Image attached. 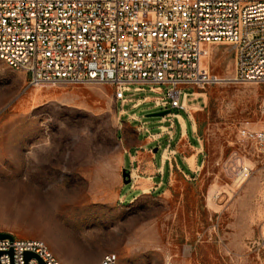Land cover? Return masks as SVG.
<instances>
[{
    "label": "rangeland",
    "instance_id": "rangeland-1",
    "mask_svg": "<svg viewBox=\"0 0 264 264\" xmlns=\"http://www.w3.org/2000/svg\"><path fill=\"white\" fill-rule=\"evenodd\" d=\"M234 65L232 49L207 48L203 67L213 76L232 78ZM27 83L0 61V233L42 240L63 264H99L107 254L118 264H264V157L238 142L241 127L264 128V84L195 90L189 111L203 169L175 171L164 192L140 195L133 177L124 184V169L132 172L129 162L123 168L121 138L133 114L139 120L130 126L148 130L139 141L160 132L161 118L147 116L163 110L154 103L161 96L127 95L150 100L135 110L128 104L121 117L108 85ZM175 124L172 146L180 138ZM188 132L191 141L180 146L195 145L190 124ZM235 153L252 170L242 185L222 167Z\"/></svg>",
    "mask_w": 264,
    "mask_h": 264
},
{
    "label": "built area",
    "instance_id": "built-area-1",
    "mask_svg": "<svg viewBox=\"0 0 264 264\" xmlns=\"http://www.w3.org/2000/svg\"><path fill=\"white\" fill-rule=\"evenodd\" d=\"M209 46L234 51L229 81L203 67ZM0 61L33 89L108 85L122 107L130 94L159 95L155 107L171 111L165 121L188 110L195 90L264 84V0H0ZM172 130H161L170 155ZM238 142L264 157V128L241 127ZM245 158L222 166L238 185L251 176ZM10 236L0 240V264H63L44 241ZM118 263L107 254L99 264Z\"/></svg>",
    "mask_w": 264,
    "mask_h": 264
},
{
    "label": "crops",
    "instance_id": "crops-1",
    "mask_svg": "<svg viewBox=\"0 0 264 264\" xmlns=\"http://www.w3.org/2000/svg\"><path fill=\"white\" fill-rule=\"evenodd\" d=\"M144 99L135 101L133 97H130L128 104H130L131 108L135 110L145 104L143 103ZM149 100L150 99L148 98L147 101ZM189 101L190 99H187L186 101L188 110L184 112L185 115L172 112V119L168 118L164 121L162 118L159 121L160 132L153 135L150 134L145 141H139V136L143 131L148 132L146 125H143L142 127H131L130 123L136 122L139 119L135 114L129 116L128 122H126L128 123L126 124L128 126L125 128V132H123L121 138L124 144L122 163L123 168H126L127 162H129L130 170L132 172L131 180L132 177L134 178L132 188L140 191V195L154 194L159 191L164 192V189L168 186L169 180L175 171L185 173L187 170L191 173H195L196 170L200 171L203 169L206 158L204 155V148L202 142L197 136V123L193 118V114L189 111L190 109L195 110L196 108L195 106H190ZM128 104L124 107H122L121 104L119 105L121 108L119 114L122 115V117L127 114L125 107ZM175 121L180 129V138L175 146L171 145L173 154L170 155V150H166L167 145L163 147L160 144V141L163 139H169L167 135H162L161 130H165L172 125L173 130L171 131V135L174 139L176 127ZM166 123L168 125H166ZM188 124L191 126L192 134L195 137L196 143L195 145H189V147H184L186 144L180 146V143H183V141H191L189 139ZM133 136H135V138H133ZM158 137L159 139L154 141ZM154 143L158 144L156 149L148 148V145ZM155 150H157V152ZM160 150V160L158 161V152Z\"/></svg>",
    "mask_w": 264,
    "mask_h": 264
},
{
    "label": "water",
    "instance_id": "water-1",
    "mask_svg": "<svg viewBox=\"0 0 264 264\" xmlns=\"http://www.w3.org/2000/svg\"><path fill=\"white\" fill-rule=\"evenodd\" d=\"M170 114H171L170 110H164V111H161V112H158V113L150 114L147 117H150V118H161L162 119V118H165V117L169 116ZM155 151L157 152V150H155ZM123 181H124L125 185H128V184L132 183L131 174L126 172V170L123 171ZM6 238H11V236L9 234L0 233V240L6 239ZM33 257H35V255L32 254V253L26 254V260H30ZM40 264H42V262H40Z\"/></svg>",
    "mask_w": 264,
    "mask_h": 264
},
{
    "label": "bare ground",
    "instance_id": "bare-ground-1",
    "mask_svg": "<svg viewBox=\"0 0 264 264\" xmlns=\"http://www.w3.org/2000/svg\"><path fill=\"white\" fill-rule=\"evenodd\" d=\"M208 55V54H207ZM230 79H221V81L223 82V81H229Z\"/></svg>",
    "mask_w": 264,
    "mask_h": 264
}]
</instances>
